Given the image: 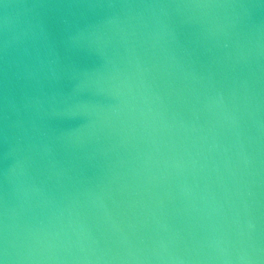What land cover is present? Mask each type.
<instances>
[{
  "label": "water",
  "instance_id": "water-1",
  "mask_svg": "<svg viewBox=\"0 0 264 264\" xmlns=\"http://www.w3.org/2000/svg\"><path fill=\"white\" fill-rule=\"evenodd\" d=\"M255 19L264 25V13ZM173 25L180 45L165 47L175 51L183 68L166 63L158 49L148 58L151 72L142 71L137 55L143 62V50L126 45L115 31L109 33L111 43L75 54L87 73L80 75L76 103L55 117L38 118L40 132L30 149L22 146L17 160L0 158V172L15 167L12 182L5 184L0 176V205L6 199L11 208L26 199L32 206L27 218H51L47 197H54L73 240L83 226L94 238L91 247L112 253L161 242L206 252L214 237L235 244L246 220L245 204H252L250 187L260 202L258 208L253 205V214L264 226V180L259 186L252 183L240 159L241 144L257 156L262 176L264 153L250 142L257 132L239 83L249 79L264 99V59L251 68L235 65L227 59L234 50L203 41L199 25L179 17ZM100 51L107 53V65ZM193 71L211 74V81L185 79ZM63 86L67 91L71 82L65 80ZM217 91L223 92L226 108L209 110L207 98ZM230 113L240 118L239 130ZM33 186L44 195L32 191Z\"/></svg>",
  "mask_w": 264,
  "mask_h": 264
},
{
  "label": "clouds",
  "instance_id": "clouds-1",
  "mask_svg": "<svg viewBox=\"0 0 264 264\" xmlns=\"http://www.w3.org/2000/svg\"><path fill=\"white\" fill-rule=\"evenodd\" d=\"M258 13H264V0H0V158L17 160L22 146L30 149L40 132L38 118L55 117L72 108L81 91L80 75L87 74L73 57L85 48L92 50V45L111 43L114 37L109 33L118 32L132 48L140 46L144 61L137 55V65H142V71L151 72L148 58L158 49L166 63L183 68L175 51L165 47L180 45L173 25L179 17L185 24L199 25L203 41L233 49L235 55L229 51L227 59L235 65L251 68L264 59V25L256 23ZM100 55L107 65V53L100 51ZM189 77L194 83L211 81V74L203 77L193 71L186 73L185 79ZM65 80L71 82L67 91ZM239 83L257 132L250 142L255 141L264 153V99L249 79ZM232 99L235 103V92ZM206 107L226 108L223 92L208 97ZM228 118L239 130L240 118L235 113ZM181 126L188 127L183 122ZM240 159L252 183L259 186L264 176L256 167L257 156L241 144ZM14 172V166L0 172L5 184L13 181ZM32 191L44 195L34 186ZM248 196L253 200L245 204L247 215L238 242L214 237L206 252L179 250L164 242L145 249L129 246L116 253L93 248L91 231L83 226L73 240L62 223L64 209L55 206L54 197H47L52 215L44 219L27 218L32 206L26 199L11 208L5 199L0 205V264H264V226L253 214V205L258 208L260 203L258 193L250 187Z\"/></svg>",
  "mask_w": 264,
  "mask_h": 264
}]
</instances>
